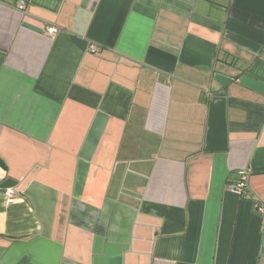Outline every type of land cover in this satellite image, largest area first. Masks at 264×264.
I'll return each instance as SVG.
<instances>
[{
	"label": "crops",
	"instance_id": "obj_1",
	"mask_svg": "<svg viewBox=\"0 0 264 264\" xmlns=\"http://www.w3.org/2000/svg\"><path fill=\"white\" fill-rule=\"evenodd\" d=\"M9 178L0 264H264V0H0Z\"/></svg>",
	"mask_w": 264,
	"mask_h": 264
},
{
	"label": "water",
	"instance_id": "obj_2",
	"mask_svg": "<svg viewBox=\"0 0 264 264\" xmlns=\"http://www.w3.org/2000/svg\"><path fill=\"white\" fill-rule=\"evenodd\" d=\"M214 80L223 90H218L216 87L211 88L212 99L209 107V130L207 133L206 149L225 150L228 147V125L226 118L228 92L225 87L231 80L220 74H216ZM17 186L18 182L9 178L1 184L0 189H13Z\"/></svg>",
	"mask_w": 264,
	"mask_h": 264
},
{
	"label": "built area",
	"instance_id": "obj_3",
	"mask_svg": "<svg viewBox=\"0 0 264 264\" xmlns=\"http://www.w3.org/2000/svg\"><path fill=\"white\" fill-rule=\"evenodd\" d=\"M18 9L20 11H25L26 10V5L24 3H21V4H19ZM56 31L57 30L54 27H49L48 28V33L50 35H54L56 33ZM92 51L95 52V49H92ZM248 183H249L248 177H247V175H245V172H244L242 178L240 179V181L237 182V183L231 184L229 186V190L230 191H235V192H237L238 194H241V195L245 194L248 191ZM6 195H7L9 201L13 200L14 199V190L13 189H7L6 190Z\"/></svg>",
	"mask_w": 264,
	"mask_h": 264
},
{
	"label": "rangeland",
	"instance_id": "obj_4",
	"mask_svg": "<svg viewBox=\"0 0 264 264\" xmlns=\"http://www.w3.org/2000/svg\"><path fill=\"white\" fill-rule=\"evenodd\" d=\"M96 138H93L92 136L90 137V139H89V143H88V149H87V151H85V154H87V156L90 158L91 157V155H92V152H93V150L95 149V139L97 140V138L99 137V136H95ZM93 142H95V143H93ZM86 147V146H85ZM91 165V162H86L85 161V172H88V171H91V169H92V167H87V166H90ZM89 178H91V177H89ZM86 179V177L84 178V180ZM85 185V184H84ZM86 186V185H85ZM86 202V201H85Z\"/></svg>",
	"mask_w": 264,
	"mask_h": 264
}]
</instances>
